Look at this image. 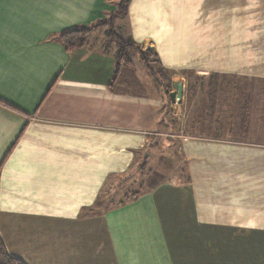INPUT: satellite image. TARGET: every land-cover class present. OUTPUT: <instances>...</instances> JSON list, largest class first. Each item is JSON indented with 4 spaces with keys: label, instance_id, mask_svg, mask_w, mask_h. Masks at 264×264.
Returning <instances> with one entry per match:
<instances>
[{
    "label": "crops",
    "instance_id": "crops-1",
    "mask_svg": "<svg viewBox=\"0 0 264 264\" xmlns=\"http://www.w3.org/2000/svg\"><path fill=\"white\" fill-rule=\"evenodd\" d=\"M117 3L0 0L8 251L28 264H264V0H130L115 29L172 73L168 94L138 50L113 79L107 28L72 52L61 42ZM169 127L184 174L154 185L149 161ZM141 164V194L102 212L108 178Z\"/></svg>",
    "mask_w": 264,
    "mask_h": 264
},
{
    "label": "trees",
    "instance_id": "trees-1",
    "mask_svg": "<svg viewBox=\"0 0 264 264\" xmlns=\"http://www.w3.org/2000/svg\"><path fill=\"white\" fill-rule=\"evenodd\" d=\"M117 8L115 11L111 12L107 18L100 19L98 22L94 23L90 26H78L73 29H70L68 31H65L60 34V40L65 46L66 50L68 52L75 51L81 47L86 46L88 42L89 35L98 28H107V40L108 45L115 43L118 45V54L116 57V75L113 79L117 77L118 72L121 69V64L123 62L129 63L130 62V53L138 50L137 46L134 44L133 41L124 39L120 36V34L115 29V22L118 17H124L128 14V6L130 3V0H117ZM140 52L141 60L145 64V66L148 68V70L160 81H163L162 78L156 76V71L149 66V58L147 54L141 50H138ZM158 63V66H160V70H164L163 66L160 64L159 60L156 59L155 61ZM164 90L168 94V88L167 85L164 87ZM143 167V164L140 165ZM140 174L143 175V172ZM132 175H135V173H130L128 175H125L127 178L131 177ZM1 177V172H0ZM124 177V176H122ZM122 177L117 178H108L106 181V184L104 185V189L102 193L100 194L101 204L100 208L102 212H105L109 210L111 206H119L124 203H126L129 200L136 199L142 191V186L145 182L144 178H141L139 183H137L136 179L132 181L130 184L131 186L125 187L121 184L123 183ZM115 180L117 182H115ZM115 182V183H114ZM133 185L138 186V188L134 187ZM122 187L124 189H122ZM120 190V192L117 195V191ZM122 190V191H121ZM121 193V194H120ZM0 264H28L23 258L12 255L2 237L0 234Z\"/></svg>",
    "mask_w": 264,
    "mask_h": 264
},
{
    "label": "rangeland",
    "instance_id": "rangeland-1",
    "mask_svg": "<svg viewBox=\"0 0 264 264\" xmlns=\"http://www.w3.org/2000/svg\"><path fill=\"white\" fill-rule=\"evenodd\" d=\"M105 29L102 28L98 31L97 35L103 34L102 36L105 37ZM148 58H149V66H151L155 71H156V76L160 77V79L162 78V80L164 82H166L167 88L170 89L171 88V84H170V79H168V76H170L172 73L168 70H160V66H158V63H156V55L152 52V51H144ZM156 80H158L157 78H155ZM158 82H160V80H158ZM180 100L177 98L176 99V103L179 102ZM171 104L168 103V98L165 101V107L164 112L166 114V116L168 117L169 120H173V112L175 111L172 105V108L170 106ZM204 105V103H203ZM177 107V106H176ZM178 128L177 127H169V128H164L161 130V135L157 136V139L155 142H157V148L155 149V151L152 154V161L150 159V163H151V168L155 167V174L154 175V185L160 183V181L164 180V179H168L173 178L174 180H176L177 178H182L183 174H184V165H182V158L180 157L179 154V149H178V143H177V133H178ZM198 134H205L207 133V129H197V131H195ZM140 170L138 171L139 173H136L135 175H132L131 177L127 178L126 176L122 177L123 179V183L121 184L122 186H126L129 187L131 186L130 184L132 183V181H134L135 179L137 180L136 182L139 183L140 180H142L141 178H144V175L140 174L142 171L146 173L145 176V180L148 179L149 176H147L148 174H150V170L148 169V167L144 166V167H139ZM159 168V169H158ZM149 171V172H148ZM152 175V174H151ZM118 181V180H117ZM115 180V182H117ZM114 182V183H115ZM124 186V187H125ZM135 188L138 186L133 185ZM122 189H124L122 187ZM122 191V190H121ZM120 192V190H118L116 193L118 195V193ZM121 194V193H120Z\"/></svg>",
    "mask_w": 264,
    "mask_h": 264
},
{
    "label": "water",
    "instance_id": "water-1",
    "mask_svg": "<svg viewBox=\"0 0 264 264\" xmlns=\"http://www.w3.org/2000/svg\"><path fill=\"white\" fill-rule=\"evenodd\" d=\"M174 87H175V90L170 92L171 99L173 101H176L177 98L181 100L183 96V84L179 81H175Z\"/></svg>",
    "mask_w": 264,
    "mask_h": 264
}]
</instances>
